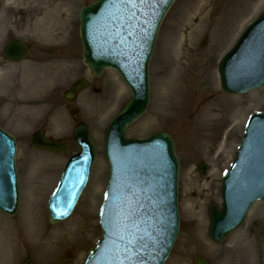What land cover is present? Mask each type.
I'll list each match as a JSON object with an SVG mask.
<instances>
[{
	"label": "rangeland",
	"instance_id": "rangeland-1",
	"mask_svg": "<svg viewBox=\"0 0 264 264\" xmlns=\"http://www.w3.org/2000/svg\"><path fill=\"white\" fill-rule=\"evenodd\" d=\"M63 1L75 2L76 9L67 46L47 47L29 38L20 28L27 21L23 7H19L12 17V21L20 27L7 29L0 38V126L17 139L16 162L21 182L18 216L10 219L0 213V264H24L27 260L32 264H85L102 234L99 210L108 179L104 156L105 133L110 121L131 99V94L115 71L109 70L101 79H95L84 65L79 15L83 7L96 0ZM189 1L176 0L163 21L150 64L149 109L129 129L128 138L142 139L167 132L177 144L176 152L181 162V228L166 264H194L196 257L206 259L209 264H264V202L253 206L243 228L224 244L217 246L208 239L209 205L215 203L221 206L222 178L234 160L246 123L253 113L264 111V88L244 96L224 95L218 66L245 28L264 12V0H245L246 5H242L224 25L225 31L221 36L213 34L212 28L221 21L228 1L237 0L209 1L204 14L209 30L200 33L188 55L190 60L185 84L190 108L186 111L181 108L174 116L156 117L161 64L165 60L163 44L181 7ZM13 39L23 41L31 48L28 59L19 65L10 64L2 58L5 46ZM29 65L37 73L42 71L39 69H46L45 77H56L59 83L43 91H32L26 75ZM58 66L70 69L61 71ZM79 78H85L91 86L80 93L73 104L67 105L63 94ZM93 88L99 92L95 93ZM209 102L218 107L217 120L211 128H203L204 106ZM75 110L79 112L73 116ZM234 117L238 122L233 132L228 133L229 120L234 123ZM80 122L90 126L99 155L91 182L74 215L53 226L49 224L48 198L67 160L78 152L73 142V130ZM39 130L66 142L68 153L57 156L34 150L30 139ZM200 163L209 166L205 177L198 172ZM34 216L40 220L39 229L45 237L72 233L68 236L69 240L58 248L56 255L49 257L47 253L41 255L33 250L31 222ZM255 224L258 225L254 227Z\"/></svg>",
	"mask_w": 264,
	"mask_h": 264
},
{
	"label": "water",
	"instance_id": "water-1",
	"mask_svg": "<svg viewBox=\"0 0 264 264\" xmlns=\"http://www.w3.org/2000/svg\"><path fill=\"white\" fill-rule=\"evenodd\" d=\"M175 0H98L83 8L81 41L85 65L100 78L107 69L115 70L131 90L132 99L111 122L105 137V155L110 179L101 212L104 237L87 264H104L109 246L116 241H131L134 259L142 264H165L179 235L178 176L180 162L175 143L165 133L145 140H127L128 128L148 110L149 64L159 27ZM28 47L12 41L4 52L6 60L20 63L27 58ZM223 92L243 95L264 87V14L245 31L237 45L224 57L219 67ZM87 86L82 80L66 94L71 101ZM74 141L81 152L66 165L61 182L50 199V223L55 225L72 214L80 195L90 180L97 149L89 128L79 125ZM36 149L63 155L65 144L47 140L42 132L32 138ZM16 140L0 128V212L15 217L20 207V185L16 170ZM145 159L140 162V160ZM161 185L166 204L154 208L148 216L156 227L129 232L126 227V177L147 166ZM205 175L207 167H199ZM223 209L212 204L209 210V239L220 245L240 229L257 201H264V113L251 117L240 149L222 186ZM66 215L61 217L59 212ZM131 217V215H130ZM130 220L127 221L129 223ZM131 227V226H130ZM124 229L119 233L120 230ZM132 239L130 240L126 236ZM124 237V239H121ZM118 248V247H117ZM144 251V252H143ZM126 252L132 253L126 249ZM26 264H31L27 261ZM195 264H208L197 258Z\"/></svg>",
	"mask_w": 264,
	"mask_h": 264
},
{
	"label": "bare ground",
	"instance_id": "bare-ground-1",
	"mask_svg": "<svg viewBox=\"0 0 264 264\" xmlns=\"http://www.w3.org/2000/svg\"><path fill=\"white\" fill-rule=\"evenodd\" d=\"M209 1L191 0L186 2L181 7L169 30L162 49L165 60L161 64L162 79L158 86L156 117L174 116L177 110L184 108L186 111L190 108L191 103L186 99L189 94L185 84L188 61L190 60L188 55L200 33L209 30V25L204 18ZM242 5H246L245 0L228 1L222 19L213 26L212 33L221 36L225 31L224 25L230 21ZM19 7L24 8L27 16V21L21 27L12 21L15 11ZM75 10V2L63 0H2L0 6V38L7 29L20 27L29 38L44 46L65 47L71 39ZM58 69L62 71L70 68L58 66ZM39 70L42 71L40 73L35 72L31 65L26 69L32 91H43L59 83L56 77H45L46 69ZM214 105L209 102L204 106L201 121L203 128H211L217 120L218 107ZM233 121L234 123L230 124L229 120L228 133L234 130L237 117H234ZM31 224L33 225L32 247L37 254L47 253L49 257L56 255L58 248L69 240L68 236L72 235V233H63L59 237H45L40 232L41 222L36 216L33 217Z\"/></svg>",
	"mask_w": 264,
	"mask_h": 264
},
{
	"label": "snow or ice",
	"instance_id": "snow-or-ice-1",
	"mask_svg": "<svg viewBox=\"0 0 264 264\" xmlns=\"http://www.w3.org/2000/svg\"><path fill=\"white\" fill-rule=\"evenodd\" d=\"M129 2L134 3V0H129ZM142 2H143V0H142ZM65 215H66V212H64V211L59 212V216L63 217ZM121 239H124V237H121ZM129 243H131V241H129Z\"/></svg>",
	"mask_w": 264,
	"mask_h": 264
}]
</instances>
